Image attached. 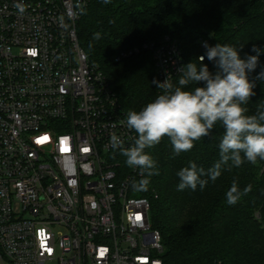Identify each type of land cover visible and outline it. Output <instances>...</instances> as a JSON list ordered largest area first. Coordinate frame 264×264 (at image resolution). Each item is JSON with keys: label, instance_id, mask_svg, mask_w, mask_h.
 <instances>
[{"label": "built area", "instance_id": "1", "mask_svg": "<svg viewBox=\"0 0 264 264\" xmlns=\"http://www.w3.org/2000/svg\"><path fill=\"white\" fill-rule=\"evenodd\" d=\"M91 1L0 0V264H164L150 201L133 195L139 169L110 145L112 133L124 147L136 133L78 41ZM142 49L174 84L178 41L114 59Z\"/></svg>", "mask_w": 264, "mask_h": 264}, {"label": "trees", "instance_id": "2", "mask_svg": "<svg viewBox=\"0 0 264 264\" xmlns=\"http://www.w3.org/2000/svg\"><path fill=\"white\" fill-rule=\"evenodd\" d=\"M99 32L100 39L94 34ZM80 46L106 75L125 109L139 111L160 89L153 54L142 49L115 61L122 50L159 42L169 34L178 41L184 65L205 54L203 42L239 48L241 58L255 55L253 45L264 49V0H92L77 23ZM211 72L216 68L205 57ZM264 69V52L249 74L255 95L248 114L264 106V82L256 77ZM179 75V74H178ZM178 75L174 80L176 84ZM198 86H202L199 84ZM223 129L217 125L209 137L195 142L191 151L174 154L167 138L146 149L157 161L159 175L149 178L147 191L133 195L150 201V218L162 234L164 264H264V161L245 160L240 167L222 166L221 175L201 190H177V172L190 161L208 169L219 159ZM231 162H229V165ZM138 176L136 181H139ZM233 179L252 190L234 205L226 201Z\"/></svg>", "mask_w": 264, "mask_h": 264}, {"label": "clouds", "instance_id": "3", "mask_svg": "<svg viewBox=\"0 0 264 264\" xmlns=\"http://www.w3.org/2000/svg\"><path fill=\"white\" fill-rule=\"evenodd\" d=\"M103 3H111V0H103ZM13 6L20 14L26 10L23 3ZM94 38L100 39L101 34L96 32ZM203 47L205 54L197 58L199 64L190 61L178 69L176 84L170 75L163 82L153 80L160 94L139 111L127 112L124 123L136 133L131 146L124 147L116 133L110 136L111 147L119 149L126 157L127 166L139 169L141 179L131 185L134 191H147L149 178L159 175L157 161L146 149L154 148L167 138L174 154L191 151L195 142L209 137L217 125L223 129L220 159L208 169L190 161L177 172L178 191H195L198 186L203 190L208 183L204 177L215 181L221 175L222 166L228 165L231 170L240 167L245 160L252 164L258 159L264 161V106H258L255 114H248L246 107L256 87L249 74L257 68L264 49L253 45L252 51L256 54L241 58L243 45L239 48L221 43L210 46L204 42ZM205 57L214 63L215 72L204 63ZM256 79L264 82V69ZM201 82L202 86H198ZM251 190L252 186L248 185L241 192L233 179L226 201L234 205Z\"/></svg>", "mask_w": 264, "mask_h": 264}, {"label": "snow or ice", "instance_id": "4", "mask_svg": "<svg viewBox=\"0 0 264 264\" xmlns=\"http://www.w3.org/2000/svg\"><path fill=\"white\" fill-rule=\"evenodd\" d=\"M65 150H67V149H65ZM137 219L139 220V219H141V217L140 216H137Z\"/></svg>", "mask_w": 264, "mask_h": 264}]
</instances>
